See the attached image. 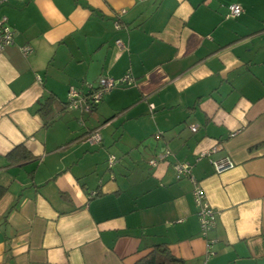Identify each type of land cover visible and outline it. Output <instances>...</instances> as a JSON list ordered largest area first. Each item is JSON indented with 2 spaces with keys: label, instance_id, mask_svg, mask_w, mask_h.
<instances>
[{
  "label": "crops",
  "instance_id": "0c3cea01",
  "mask_svg": "<svg viewBox=\"0 0 264 264\" xmlns=\"http://www.w3.org/2000/svg\"><path fill=\"white\" fill-rule=\"evenodd\" d=\"M0 15V264H133L155 243L185 264H264V0H5ZM126 74L90 112L65 108ZM177 161L215 211L207 237Z\"/></svg>",
  "mask_w": 264,
  "mask_h": 264
},
{
  "label": "built area",
  "instance_id": "2783aa9c",
  "mask_svg": "<svg viewBox=\"0 0 264 264\" xmlns=\"http://www.w3.org/2000/svg\"><path fill=\"white\" fill-rule=\"evenodd\" d=\"M5 0H0L2 3ZM242 12V6L239 3H230L227 5V17H237ZM118 25V24H116ZM13 30L10 24L8 23V19L5 15H0V51L5 47L13 43ZM119 47H124V44L118 39L115 41ZM20 50L23 54H26L31 51V47L29 45H24L20 47ZM131 81V77L129 74L124 75L123 77L114 80L110 77H101L97 81V85L89 86V90L85 95H80L76 90L70 89L68 93L67 100V108L68 109H83L86 112H90L92 107L97 104L102 95L108 90L112 89L118 83H127ZM197 127L195 125H190V130L195 131ZM83 141L89 143L90 145L98 144L101 141V135L98 132V129H92L87 131L82 136ZM217 146L212 147L209 150H203L199 153V157L207 156L211 151H214ZM165 156V153H160L157 157L158 160L162 159ZM157 160H150V164L156 163ZM108 166L111 167L115 163V158L113 155H110L108 158ZM215 172L219 173L224 170H227L233 167V162L228 158L224 157L221 159L212 161ZM174 170L176 178L181 177H189L191 182L193 183V198L194 202L197 206V217L200 226V232L203 237H207V233L215 227L216 218L215 211L209 205L208 201L205 198L204 191L202 187L198 184V182L193 178L190 173L189 163L185 161H177L174 163ZM95 194L92 191L89 194V198ZM213 239H208L206 241L207 250L210 251V246L213 243Z\"/></svg>",
  "mask_w": 264,
  "mask_h": 264
},
{
  "label": "trees",
  "instance_id": "16d2710c",
  "mask_svg": "<svg viewBox=\"0 0 264 264\" xmlns=\"http://www.w3.org/2000/svg\"><path fill=\"white\" fill-rule=\"evenodd\" d=\"M66 104H67V101L65 103V108L67 109ZM45 106L46 104L42 106L41 109H43ZM20 147L21 146H17V149H22L20 150L22 151V154L19 156L20 158L18 160H25L30 156L29 152L25 150L24 148H20ZM4 192H5V188L0 185V198ZM94 192H95L94 195H96L97 194L96 191ZM133 264H185V262L182 259L174 256L169 251L166 244L155 243L152 245L150 251L147 254H145L143 257H141L139 260H137Z\"/></svg>",
  "mask_w": 264,
  "mask_h": 264
},
{
  "label": "rangeland",
  "instance_id": "374dc122",
  "mask_svg": "<svg viewBox=\"0 0 264 264\" xmlns=\"http://www.w3.org/2000/svg\"><path fill=\"white\" fill-rule=\"evenodd\" d=\"M235 3H238V2H235ZM240 4V3H239ZM241 5V4H240Z\"/></svg>",
  "mask_w": 264,
  "mask_h": 264
}]
</instances>
